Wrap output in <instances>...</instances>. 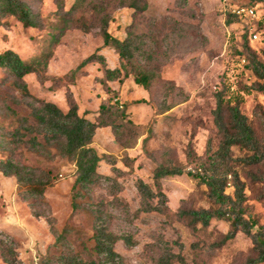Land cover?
I'll return each mask as SVG.
<instances>
[{
	"label": "rangeland",
	"instance_id": "1",
	"mask_svg": "<svg viewBox=\"0 0 264 264\" xmlns=\"http://www.w3.org/2000/svg\"><path fill=\"white\" fill-rule=\"evenodd\" d=\"M21 1L33 14L37 27L24 28L14 18L3 19L0 53L12 50L22 59H33L50 50L48 35L65 26L47 70L49 76L61 78L102 45L100 29L108 18L110 35L132 42L133 66L152 71L154 79L145 91L128 76L108 83L112 92L106 94L98 81L102 70L98 64L84 67L73 76V83L60 79L41 84L34 74L24 77L31 96L63 112L68 108L69 90L79 114L92 121L99 104L110 100L125 109L126 120L138 126L128 129L121 123L117 136L109 127L95 131L91 147L102 158L98 172L110 180H100L92 190H81L76 198L79 208L71 215L74 164L55 148H50L51 155L35 152L11 135L21 128L20 116L29 113L30 100L22 98L14 79L0 69V160L10 157L16 164L44 171L52 178L44 197L55 220L53 231L45 218L32 215V201L23 200L15 178L0 173V242L6 245L7 255V250L13 251L14 258L9 257L14 264H40L42 258L50 256L47 251H52L53 232L61 233L66 225L71 228L70 238L62 249L51 252L49 264H80L93 259L96 226L106 228L117 239L114 250L124 264H158L167 249L179 257L173 264H242L251 255V241L243 233L225 241L229 222L213 220L207 229L198 227L196 232L189 219L175 215L213 207L205 186L186 173L164 178L161 192L168 213L162 215L143 211L146 206L156 207L158 201L144 203L137 181L155 191L152 174L157 166H177L187 172L205 162L208 143L215 148L218 141L213 123L218 92L225 93L232 103L239 101L240 112L256 137L264 141V94L246 92L256 80L244 60L245 35L248 48L264 62V26L256 25L259 33L249 39L243 34V22L226 12L230 6L256 4L251 22H264V1L145 0L147 10L134 13L113 1L103 15H97L91 7L102 0H79L73 11L71 6L77 0ZM99 54L104 55L106 67H118L111 48ZM7 107L17 115H10ZM24 136L22 140L31 135ZM249 155L232 149L233 157ZM114 168L119 171L114 172ZM235 170L244 184L245 218L264 225V200L259 199L264 183L253 179L264 177V161L256 167L238 166ZM226 194H232L229 185ZM0 264H5L1 254Z\"/></svg>",
	"mask_w": 264,
	"mask_h": 264
},
{
	"label": "trees",
	"instance_id": "2",
	"mask_svg": "<svg viewBox=\"0 0 264 264\" xmlns=\"http://www.w3.org/2000/svg\"><path fill=\"white\" fill-rule=\"evenodd\" d=\"M78 1L71 6V11L77 7ZM113 1H117L128 10H132L133 13L135 11L144 12L148 8L145 0H130L128 2L127 0H102L100 3L91 4V7L97 15H103L108 8H111L110 3ZM254 1L262 2L264 0ZM256 6V4H252L244 7ZM230 16L240 22L236 16ZM7 17L14 18L24 28L35 29L37 27L33 14L21 0H0V22ZM105 17L108 15L106 14ZM108 22V18L102 21L100 29L102 45L93 54L81 61L74 70H70L61 78L49 76L47 70L54 49L63 36L65 26L59 32L55 31L48 35L50 50L41 52L33 59H22L12 50H5L0 53V69L6 71L14 79V85L20 91L22 98L30 100L29 113L26 116H20L19 120L22 124L20 129L24 132L17 129L11 135L17 139L20 138L24 144L30 145L35 152L51 155L50 148H55L61 157L67 158L74 164L75 175L70 190L71 215L79 208L76 198L81 190H92L100 180H110L108 176H101L97 171L102 158L91 147L95 131L99 128L109 127L114 136H117L116 130L120 128L121 123H123L124 128L128 129H136L138 126L126 120L128 118H126L125 109L116 106L110 100L101 102L93 121L86 119L85 116H80L78 106L75 100L71 98L69 90L66 92L68 108L66 112H63L56 105L31 96L23 79L27 75L34 74L38 80H42H39L41 84L47 80L59 81L60 79H67L73 83V76L81 72L84 67L90 64H98L102 67V77L98 81L106 94L112 92L108 88V83L119 81L128 76L132 77L136 85L148 91L154 79L152 71L133 66L130 62L133 59L132 42L128 38L120 40L111 36L107 31ZM243 24V34H248L249 39L259 33L258 28H255L256 25L257 27L259 24L264 26V22H251V20ZM104 48H111L117 55L118 67L109 69L105 66V58L99 54ZM244 50L246 51L244 57L247 62L246 67L256 80L255 83L246 88V92L254 91L264 94V62L260 61L257 55L248 48L245 35ZM261 56L264 61V50L261 52ZM239 105V101L232 103V99L226 98L225 93L218 92L215 97V110L213 112V123L218 141L215 148H212L211 144L208 143L205 162L187 172L177 166L159 165L152 174L155 191H152L140 179L137 181V190L144 203L152 199L158 201L156 207L146 206L143 211H154L165 215L168 213V208L164 205L166 197L161 192V181L164 178L182 176L186 173L190 179L205 186L207 199L213 207L198 211H179L175 215L181 219H189L191 229L196 232L199 229H207L213 220L229 222L230 229L224 238L225 241L234 239L238 233L245 234L251 241V255L242 264H264V225L249 222L245 218V212L242 208L245 201L244 184L235 170V167L238 166L256 167L262 164L264 161V141L256 137L247 118L240 112ZM6 110L10 115H17L15 110L10 107H7ZM24 133L31 136L27 140H22L23 137H27L24 136ZM131 147L127 146L126 148ZM234 148L243 150L250 155L233 157L232 149ZM113 171L118 172L119 170L114 168ZM0 173L4 177L15 178L23 200L32 201L29 202L32 215L45 218L50 230L53 231L55 220L44 197L45 190L52 183L50 174L35 168L18 165L10 157L0 160ZM253 179L264 183V177L253 176ZM227 185L232 189L231 195L226 194ZM259 199L264 200V192ZM198 227L200 228L198 229ZM70 230L71 228L66 225L61 233L53 232L54 243L50 247L52 251L63 248V243L70 238ZM93 231L92 251L94 258L88 262L81 261L80 264H124L123 258L114 250L117 239L112 233L102 226H96ZM4 246H6L4 242H0V254L3 262L14 264L9 257L14 258L13 251L7 250L9 251V255H7ZM52 251H47L50 256L42 258L40 264H49ZM177 261H179V257L167 249L159 259L158 264H173Z\"/></svg>",
	"mask_w": 264,
	"mask_h": 264
},
{
	"label": "built area",
	"instance_id": "3",
	"mask_svg": "<svg viewBox=\"0 0 264 264\" xmlns=\"http://www.w3.org/2000/svg\"><path fill=\"white\" fill-rule=\"evenodd\" d=\"M227 0H222L225 3ZM230 15L236 16L240 22L246 23L247 20L254 19L256 13L254 7L230 6L226 11Z\"/></svg>",
	"mask_w": 264,
	"mask_h": 264
},
{
	"label": "crops",
	"instance_id": "4",
	"mask_svg": "<svg viewBox=\"0 0 264 264\" xmlns=\"http://www.w3.org/2000/svg\"><path fill=\"white\" fill-rule=\"evenodd\" d=\"M105 49V48H104ZM104 49H102V50H104ZM100 55H102L103 57H104V55L103 54H100ZM105 58V57H104ZM118 59V58H117ZM106 61V60H105ZM118 62V61H117ZM109 69H114V68H116V66H113V67H108ZM100 77H102V73H101V76ZM111 83H113V82H111ZM100 105V104H99ZM98 108H99V106H98ZM98 108H97V111H98ZM78 114H79V111H78ZM80 116H85V118L86 119H88V120H90V121H92V118H89V117H87L86 115H81V114H79ZM96 115H97V113H96ZM96 117V116H95ZM99 129H97V131H98ZM96 131V132H97ZM97 171H98V169H97ZM99 173V172H98Z\"/></svg>",
	"mask_w": 264,
	"mask_h": 264
}]
</instances>
